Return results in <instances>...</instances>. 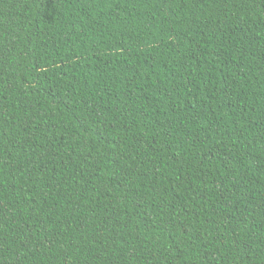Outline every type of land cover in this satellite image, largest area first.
Wrapping results in <instances>:
<instances>
[{
	"label": "trees",
	"instance_id": "obj_1",
	"mask_svg": "<svg viewBox=\"0 0 264 264\" xmlns=\"http://www.w3.org/2000/svg\"><path fill=\"white\" fill-rule=\"evenodd\" d=\"M0 264H264V0H0Z\"/></svg>",
	"mask_w": 264,
	"mask_h": 264
}]
</instances>
